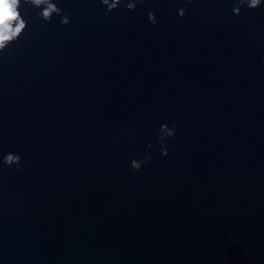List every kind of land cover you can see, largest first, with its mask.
<instances>
[{
    "label": "water",
    "instance_id": "95a60500",
    "mask_svg": "<svg viewBox=\"0 0 264 264\" xmlns=\"http://www.w3.org/2000/svg\"><path fill=\"white\" fill-rule=\"evenodd\" d=\"M53 2L0 51V264H264V0Z\"/></svg>",
    "mask_w": 264,
    "mask_h": 264
},
{
    "label": "clouds",
    "instance_id": "9594fccd",
    "mask_svg": "<svg viewBox=\"0 0 264 264\" xmlns=\"http://www.w3.org/2000/svg\"><path fill=\"white\" fill-rule=\"evenodd\" d=\"M25 4H30L34 8L41 9L37 13L38 17L43 19L45 22H49L52 16L58 15L61 17V24L67 25L69 23V19L67 15H61L62 10L57 7V5L53 2V0H23ZM102 5L106 6V11L111 12L116 9L121 0H100ZM186 4H190L192 0H184ZM262 3V0H238L233 7V13L239 14L240 8L242 6H246L248 9H255L259 7ZM21 6V0H0V51L6 49V47L14 42L21 34L22 31L26 27V21L21 16V13L18 9ZM126 8L129 11L134 10L135 3L128 2L126 3ZM185 14L184 8H180L178 10V15L183 17ZM148 20L153 25L156 24V19L153 13L148 14ZM14 25V26H13ZM175 125L173 124L172 128L169 129L167 124H164L160 128V135L158 139L161 141V154L167 155V147L166 140L167 138H171L174 135ZM151 147V145H149ZM20 159L21 157L17 154L9 153L3 157V163L6 166L16 165L17 170L20 168ZM151 159L150 155L144 157L143 160L137 161L133 159L131 163V167L133 170H139L142 164L146 163Z\"/></svg>",
    "mask_w": 264,
    "mask_h": 264
}]
</instances>
